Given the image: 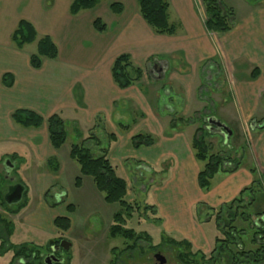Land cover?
<instances>
[{"label":"crops","instance_id":"0c3cea01","mask_svg":"<svg viewBox=\"0 0 264 264\" xmlns=\"http://www.w3.org/2000/svg\"><path fill=\"white\" fill-rule=\"evenodd\" d=\"M20 1L0 0V144L14 143L27 165L32 159L44 162L50 172L47 176L63 178L66 169L54 158L63 148L55 150L50 143L46 123L50 117L58 115L78 128L84 139L93 133L106 143V137L115 135L117 140L110 144L108 158L127 182L126 200L129 195H137L130 180L136 169L140 182L144 181L142 174L159 177L142 192L145 199L154 200L163 232L174 240L188 241L198 252L210 254L217 233L214 235L207 229L208 223L199 221L197 207L204 204L218 210L238 198L254 181L251 168L264 177V0H239L232 7L233 29L220 35L205 30L200 0H171L170 9L176 10L177 24L182 27L171 37L152 31L135 0H103L102 14L85 23L80 17L67 15L73 0H53L52 8L44 5L45 0H25L23 10L27 14L10 21L9 10L20 8ZM113 5L123 7L121 15L112 12ZM97 19L105 23L106 33L94 30ZM21 21L29 23L38 37L47 36L53 41L58 49L56 63L47 59L40 70L31 67V56L20 53L26 46L18 50L11 40ZM123 54L130 55L132 63L145 73L141 82L125 90L118 88L112 77L113 64ZM208 63L214 66L209 68ZM200 65L208 96L194 99L190 91L194 92L198 79L192 72L196 74ZM4 75L14 78L11 88L3 86ZM253 75L257 78L252 79ZM163 92L168 103L163 104L165 110L161 113ZM122 102L127 105L118 107ZM18 110L41 116L43 130L15 128L12 115ZM195 113L198 122L178 121L171 127L173 119L189 120ZM210 120L231 131L226 144L222 131ZM120 125L129 126V130L122 131ZM200 126L211 132V140L206 141L213 153L242 158V163L248 159L235 173H218L208 191L199 187L198 176L205 164L196 159L192 147ZM138 134L153 137L155 144L133 148L131 140ZM246 136L251 139L248 145ZM221 142L224 144L219 148ZM229 144L231 147H227ZM15 150L0 151V159L17 155ZM49 159L57 160L58 172L50 170ZM77 173L78 178L80 167ZM23 184L31 194V188ZM83 185L84 181L78 189ZM64 198L60 195V202ZM69 206L76 210V205ZM114 215H110L109 228Z\"/></svg>","mask_w":264,"mask_h":264},{"label":"trees","instance_id":"16d2710c","mask_svg":"<svg viewBox=\"0 0 264 264\" xmlns=\"http://www.w3.org/2000/svg\"><path fill=\"white\" fill-rule=\"evenodd\" d=\"M139 13L144 22L152 29L156 35L175 36L182 28L181 24L170 22V2L171 0H135ZM100 0H73L69 13L76 17L81 12L92 10L98 6ZM204 10V27L209 34H225L230 32L234 26V11L223 4V0H201ZM112 12L121 15L123 7L113 5ZM93 28L99 34L107 31L105 23L100 19L95 20ZM13 44L18 50H23L25 46L37 42V52L30 58L31 67L40 70L45 59L56 60L58 58V49L53 41L45 36L38 39L35 29L26 21H21L12 35ZM144 71L132 63L131 56L128 54L120 55L112 67V77L114 83L121 90L128 89L144 79ZM255 75L252 79H256ZM3 86L11 88L14 84V78L11 75H4L2 79ZM13 122L24 129H39L44 124V119L38 114L18 110L12 115ZM180 122H190L184 118H175L171 122L174 128ZM50 143L55 150L64 147L68 139V123L64 122L58 115H54L47 120ZM122 131H128L129 126L120 125ZM204 126L197 129L194 136L192 147L195 151V157L199 162L204 163V168L198 176L200 189L210 190L212 181L218 173L232 174L242 166V158L227 157L224 153H213L212 146L207 143L202 133ZM76 136L79 139L71 147L70 159L80 167V177L75 181V186H82V178H91L97 191L104 196V202L108 205H118L121 210L113 216V225L109 228V237L111 239H121L127 245L124 250L113 248L111 252L114 257L110 264H129L130 258H136L137 248L141 241L150 242L151 238L145 233H137L135 230L127 227L136 213L140 211L137 203L130 204L126 200L128 186L126 180L120 176L108 158L110 144L116 142L115 135L106 137V143L97 135L91 134L88 138H83L78 128H75ZM155 144V139L147 134H138L131 140V145L135 149L142 147L149 148ZM231 145H227V147ZM16 160L15 156H10ZM52 172L59 171V164L56 159H49L47 163ZM254 176L252 185L244 189L238 198L231 203L222 206L218 210L210 209L204 204L197 207V217L205 214L206 219H199L201 222H208L215 217L216 228L222 236L216 238V245L213 252L208 256L202 252L193 253L192 244L186 240L177 241L172 238L167 239L166 244L175 252L174 257L178 264H198L199 259L208 264H261L264 263V210L253 211L252 207L256 203V197L261 196L264 199L263 175H259L255 168H251ZM24 185V184H23ZM25 186V185H24ZM28 191L24 197L27 195ZM0 204L10 213L18 215L23 209V204H19L13 209L6 207L5 202L1 200ZM70 212H74L73 206H68ZM145 211L156 214L155 207L147 206ZM241 217L248 223L252 231V243L256 250H247L241 243V236L246 231L238 230L233 226L235 220ZM54 227L59 232H68L71 229V220L67 217H57L54 220ZM13 223L0 215V257L13 252L11 264H44L45 253L50 252V244L44 247L36 246L32 243H23L14 245L11 237L14 234ZM223 237L225 239H223ZM58 243V241H56ZM166 245V246H167ZM153 247V246H151ZM162 245L154 248V251H160ZM66 264H71V260H66Z\"/></svg>","mask_w":264,"mask_h":264},{"label":"rangeland","instance_id":"374dc122","mask_svg":"<svg viewBox=\"0 0 264 264\" xmlns=\"http://www.w3.org/2000/svg\"><path fill=\"white\" fill-rule=\"evenodd\" d=\"M33 2H37V0ZM19 3L21 4L20 8H16V10L13 9L9 10L8 19L10 21L15 20L18 16L27 14V11L23 10V5L25 3V0H21ZM52 3L53 0H45L44 5L46 7L48 6L49 8H52L51 7ZM238 3L239 0H223V4L230 9L233 6H237ZM102 5H103V0H100V3L96 8L92 10L83 11L77 17H80L81 19L80 21L85 23V21H87L89 18H95L102 14L103 10H101L102 8H100ZM169 12H170V22L177 24L179 22L178 13L176 12L175 9L172 8L170 9ZM67 15L72 17L69 11ZM39 38L40 37H38V39ZM36 52H37V42L26 46L25 49L20 53L27 56H32L36 54ZM56 61L57 60H55V62L49 60L50 63H56ZM50 63H48V65H52ZM206 66L212 68V66L214 65L208 63ZM196 69H197L195 71L196 74H194V71L192 72V74L193 76L194 75L197 76L196 78L198 79V81H196L197 82L196 86H194L195 87L193 89L194 92L192 90L190 92L192 96L194 93V99L195 98L203 99L206 98V96H208L207 93L204 92L206 91V86H205L206 78L204 77V75H202L201 65L198 66ZM203 69H205V66L203 67ZM166 81L167 79L164 81V85L166 84ZM216 83L218 82L215 81V84ZM200 84L203 85V87H201ZM221 86L223 85H220V87ZM165 89H169V86H166ZM142 90L145 91L144 88H142ZM164 92L160 95L161 113H164L165 110L163 104L168 103L166 97L164 96ZM181 102H182V98L179 99V103ZM125 105H127V102H122L118 107H124ZM190 120L198 122L197 113H195ZM14 125L15 128L19 129V126H17L15 123ZM42 130L43 129L40 128L37 131L40 132ZM67 131H68L67 142L63 147V149L58 153V155L54 157L58 160L59 164L66 169V176L63 178H61L59 175L47 176L46 173H50V172L47 170V166L44 162L40 164L36 162L34 159H32L27 165L24 154L21 153L20 155V152L18 153L15 150V148L17 147L15 146L14 143L0 144V151H3L4 153H5L4 150H6L7 148H11V150L16 151L15 153L17 155H11V156L16 157V160L14 162H16L18 167L15 171L12 172L20 177V181L21 178H23L21 183L22 184L26 183V185H28L32 190L31 194L28 192L22 201L23 206L21 207V209H25V208L27 209L23 212L21 211L22 213L20 215L10 214L1 204H0V215L6 219L11 220V222L14 225L13 226L14 235L11 237V241L13 242L14 245H21L23 243H32L36 246L44 247L47 245V243L50 240L62 238L64 239V241H67L71 245L68 251H64V250L62 251V255H61L63 258L62 264H66V260L68 259L71 260V264H110L111 260L114 257L111 250L113 248L124 250L127 245L121 239H115V240L111 239L108 234L109 226L111 225L110 215L116 214L121 210V208L118 205L106 204L104 202L103 195L100 194L95 189L91 178H82L83 179L82 181H84V185L81 189L75 187V181L78 176L77 169L79 168V166L77 163L75 162L73 163L70 160L69 155L72 145L78 143L79 139L76 136L75 128L72 125L68 124ZM202 133L204 134L205 139L211 140L212 135L210 131H208L207 129H203ZM217 139L218 138H216L215 141H218ZM245 141L248 145L250 144L251 139H249L248 136H246ZM222 144L224 143L221 142L219 148H222ZM130 151L132 150L130 149ZM3 152H0V154H2ZM245 162L246 163L248 162L247 158H244V163ZM251 162L252 163L254 162L255 165L256 164L258 165L257 161L255 160H252ZM134 172H136V174L134 173L133 177H130V180L133 186L132 189L137 195L136 196L129 195L128 201L130 204L136 202L137 205H139L140 207L139 208L140 211L136 213L130 221H128L127 227L135 230L137 233L147 234L151 238V241L149 243L146 242L145 240L141 241L139 243L136 252L137 259L132 260L134 257L130 258L128 263L156 264L154 257L156 254H160L163 258L166 259L165 264H178L176 262L177 260H175L176 257H174L175 252L172 250V248L169 245H167L168 244L167 239H170L171 237H169L163 232L162 223L159 222L158 220L159 218L158 219L156 218L157 215L152 214L150 211H145V207L147 206L154 207V200L150 199V197L145 199L142 191L145 190V188L150 184L151 181L158 179L159 177L157 176L155 177L152 175L145 176V174L144 175L142 174L141 177H144V181L140 182L137 178L139 177L138 169H136ZM4 183L6 185V180H4ZM2 185L3 182L2 184L0 183V188ZM46 188H48L47 189L48 191H46V194L43 197V193ZM6 190H7L6 187H4V191ZM6 194L0 193V202L1 200L5 202L6 207H9L10 209L15 208L16 205L9 206L6 203L5 201ZM63 194L65 195L64 198L65 200L64 201L62 200V202H60L59 196ZM255 199L257 201L253 205L252 210L253 211L264 210V199L261 196H258ZM70 204L76 205V210L74 212L69 211L68 206ZM59 216H67L72 221L71 229L66 233L59 232L53 225L54 218ZM201 217H199L198 219L201 218L204 220L206 219L207 216L203 214ZM203 223L209 224V225L207 224L208 225L207 229L211 230L212 233H214V235L217 233V237L222 236V234H220L216 228L215 217L212 218L210 221L208 222L205 221ZM233 226L238 230L246 231V233L243 236H241L240 240L245 247L247 246V250H252V251L256 250V246L251 242L252 231L250 230L248 223L247 222L245 223L241 217H238L235 220ZM223 239L225 238L223 237ZM161 245L163 247L160 251L157 250L154 251L153 247L156 249ZM215 245L216 243L212 241V250L210 254L213 252ZM192 252L194 254L199 253L197 250L194 249L192 250ZM210 254H208V256ZM44 255H46V253ZM12 260H13V252H10L4 257H0V264H11ZM208 263H205L200 259L198 262V264H208ZM16 264H19V262H17Z\"/></svg>","mask_w":264,"mask_h":264},{"label":"water","instance_id":"95a60500","mask_svg":"<svg viewBox=\"0 0 264 264\" xmlns=\"http://www.w3.org/2000/svg\"><path fill=\"white\" fill-rule=\"evenodd\" d=\"M210 123L213 126L215 125L217 128H219L222 131L223 138H224V141L226 144L229 141V138L231 136V131L227 127L223 126L220 123H214L211 120H210ZM25 193H26V187L22 184H18L16 186L9 188V190L6 194V197H5V201L9 206L10 205L18 206L19 204L22 203ZM70 247H71L70 243H68L67 241H62L59 245H57L56 247H53L51 249V252L53 254L44 259V264L61 263V261H59L54 256V254L58 253L60 250L68 251L70 249ZM154 258H155L156 264H165L166 263V259L163 258L160 254H156Z\"/></svg>","mask_w":264,"mask_h":264},{"label":"flooded vegetation","instance_id":"af4514ba","mask_svg":"<svg viewBox=\"0 0 264 264\" xmlns=\"http://www.w3.org/2000/svg\"><path fill=\"white\" fill-rule=\"evenodd\" d=\"M15 160L12 159L10 156H6V157H2L0 159V183L3 185L0 188V193L6 194V192H8L9 188L16 186L18 184H22L20 181V177L18 175H16L15 173H13L12 171H15L18 167V165L16 164V162H14ZM4 180H6V185L4 183ZM23 185V184H22ZM4 187H6V191H4ZM5 192V193H4ZM56 241H58V243H56ZM62 241H64V239L60 238V239H55V240H50L47 244H50V252H47V254L45 255L44 259L48 256H51L53 253L51 252V249L53 247H56L57 245H59ZM62 251L60 250L58 253L54 254V256L61 261V263H57V264H62L63 263V258H62Z\"/></svg>","mask_w":264,"mask_h":264}]
</instances>
